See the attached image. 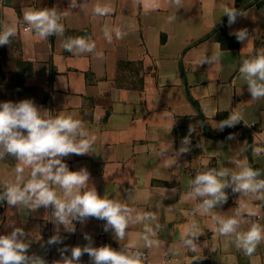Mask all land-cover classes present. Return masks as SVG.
<instances>
[{"label": "crops", "instance_id": "1", "mask_svg": "<svg viewBox=\"0 0 264 264\" xmlns=\"http://www.w3.org/2000/svg\"><path fill=\"white\" fill-rule=\"evenodd\" d=\"M257 1L242 0L241 15L231 25L226 20L224 32L236 47L223 48L216 31L227 18L224 9L235 10L236 0H0V31L15 28L8 43L16 44L15 75L23 74L13 84V98L3 101L30 98L49 117L72 113L96 137L89 153L63 160L70 170L85 167L98 195L131 210L123 238L108 228L120 251H147L152 264H264V239L245 254L235 233L221 234L214 219L239 212L238 231L251 223L264 226V198L233 191L231 181L233 172L252 164L257 179H264V97L251 96L239 71L244 59L264 54V0ZM96 6L111 11L100 15ZM53 8L62 35L40 39L34 30L24 31L26 10ZM242 28L248 36L241 42L231 33ZM69 37L95 46L68 51L63 45ZM232 113L240 120L221 128ZM18 163L11 154L0 158V183L14 181ZM209 169H227L228 175L219 177L226 182L225 199L204 212L197 206L210 197L190 195V181ZM30 171L24 169L25 179ZM53 211L51 205L31 209L0 200V234L23 228L27 254L47 264L61 259L65 246L70 256L72 247L89 244L85 234L96 246L104 220L73 221L69 232ZM145 212L149 219L137 222ZM57 232L62 243L48 244ZM142 234L154 243L145 244ZM79 261L92 264L87 254Z\"/></svg>", "mask_w": 264, "mask_h": 264}, {"label": "clouds", "instance_id": "2", "mask_svg": "<svg viewBox=\"0 0 264 264\" xmlns=\"http://www.w3.org/2000/svg\"><path fill=\"white\" fill-rule=\"evenodd\" d=\"M94 11L103 15L111 9L107 6H96ZM224 12L229 25L241 15L230 8H225ZM23 21L27 23L26 30H34V34L40 39H45L53 33L62 35L64 32V26L59 22L60 14L54 8L28 9L23 13ZM15 31L14 27L0 31V45L7 44ZM231 34L237 41L242 42L247 38L248 30L242 28ZM105 35L107 36V33ZM116 35L120 36L118 29ZM63 46L68 51L75 48L80 52H90L95 45L93 41L84 37H69ZM219 55L217 53L214 58H218ZM239 71L249 85L251 96L254 99L264 97V54L244 59ZM239 120L240 116L232 113L226 120L221 121L220 127L232 126ZM95 139L94 135H89L81 120L74 118L72 113L49 117L30 98L18 102L0 101V158L5 154H11L19 162L15 168L14 181L0 183V188L3 189L0 191V200L6 201L9 205L19 204L31 209L51 205L56 222L69 232L74 230L73 221L82 222L86 217H95L105 221V231L111 227L117 236L123 238L124 230L131 220V210L117 199L98 195L96 188L89 185V171L85 167L70 170L63 160L69 154L89 153ZM184 143H188L187 138ZM185 151L186 148L180 149V152ZM26 167L31 170L27 179L23 175ZM226 175L227 169L219 171L209 169L190 181L195 185L190 195L203 197L207 194L210 197L204 199L197 206L198 209L207 212L217 201L225 199L221 189L226 186V182L219 177ZM259 175V170L242 165L239 171L231 174V181L235 182L233 191L252 193L256 199L264 198V193L258 192L264 189V179H257ZM248 214L256 213L249 210ZM238 216L239 212L226 219L216 217L214 219H218L220 225L218 231L221 234L235 233L236 246L242 248L245 254H251L259 241L264 239V226L251 223L246 231H238L241 224ZM149 217L150 214L145 212L137 214L135 220L139 222ZM145 229L151 233L147 225ZM24 237L25 231L21 227H14L8 234H0V264H47L41 256L27 254L29 244ZM84 238L89 244L72 247L70 256L65 254L68 252L65 246L60 250L61 259L54 261L53 264H79L82 254L91 257L92 264H141L139 252L117 251L108 246L92 247L90 237L85 234ZM141 239L145 244L154 243L145 234L141 235ZM47 243H62V237L57 232L49 237ZM185 243L191 245L192 241L187 240Z\"/></svg>", "mask_w": 264, "mask_h": 264}, {"label": "rangeland", "instance_id": "3", "mask_svg": "<svg viewBox=\"0 0 264 264\" xmlns=\"http://www.w3.org/2000/svg\"><path fill=\"white\" fill-rule=\"evenodd\" d=\"M15 50V43H7L0 47V73L4 75L0 84V98L4 100H9L15 95L13 84L16 80V64H18Z\"/></svg>", "mask_w": 264, "mask_h": 264}, {"label": "built area", "instance_id": "4", "mask_svg": "<svg viewBox=\"0 0 264 264\" xmlns=\"http://www.w3.org/2000/svg\"><path fill=\"white\" fill-rule=\"evenodd\" d=\"M24 31H27V27L23 28ZM108 246L114 250L120 251L119 247L116 245L113 233L108 229L107 231L104 228L100 229L98 236H97V244L95 247H103ZM126 252H139L141 254V264H152L149 261V254L147 251L144 250H126ZM79 264H84L82 261H79Z\"/></svg>", "mask_w": 264, "mask_h": 264}, {"label": "trees", "instance_id": "5", "mask_svg": "<svg viewBox=\"0 0 264 264\" xmlns=\"http://www.w3.org/2000/svg\"><path fill=\"white\" fill-rule=\"evenodd\" d=\"M241 1L242 0H236L237 7L235 11L237 12H240L243 9V7L240 6ZM257 4L259 5V0L257 1ZM227 19L228 18H226L225 21L223 22L222 27L216 31L215 39L221 43L223 48H233V47H236L235 39L228 37L227 34L224 32V25ZM16 78H17V82H21L23 80V74L19 75V72H18V76L16 75ZM3 79H4V75L0 73V84L2 83ZM3 100L4 99L0 98V101H3ZM252 168L257 169L253 164H252ZM260 178H264V175L260 176Z\"/></svg>", "mask_w": 264, "mask_h": 264}]
</instances>
